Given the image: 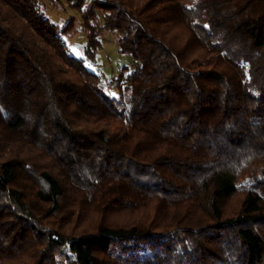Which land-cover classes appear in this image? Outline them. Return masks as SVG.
<instances>
[{
  "label": "trees",
  "instance_id": "1",
  "mask_svg": "<svg viewBox=\"0 0 264 264\" xmlns=\"http://www.w3.org/2000/svg\"><path fill=\"white\" fill-rule=\"evenodd\" d=\"M68 4L0 0V264H264V0Z\"/></svg>",
  "mask_w": 264,
  "mask_h": 264
},
{
  "label": "rangeland",
  "instance_id": "2",
  "mask_svg": "<svg viewBox=\"0 0 264 264\" xmlns=\"http://www.w3.org/2000/svg\"><path fill=\"white\" fill-rule=\"evenodd\" d=\"M68 2L69 0H61L60 3L52 5L48 0H42V3L46 5L47 13L53 20L64 22L71 16L76 17V27L72 31H69L64 38L69 45L70 52L83 57L86 35L83 31L80 13L69 7ZM101 41L103 43L102 47L96 51L94 60L85 59V64L100 74L104 90L116 98L119 95L117 78L125 66H133V57L130 53L119 50L117 34L115 32L106 31L101 37ZM256 176L257 173L252 176L240 177L238 186L249 187ZM233 204H236V202L233 201ZM117 218H123V215H118Z\"/></svg>",
  "mask_w": 264,
  "mask_h": 264
}]
</instances>
